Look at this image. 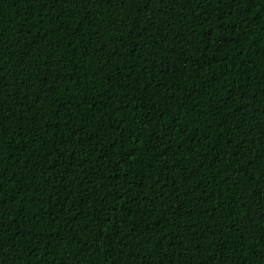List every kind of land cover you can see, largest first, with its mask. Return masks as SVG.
<instances>
[{"label": "trees", "instance_id": "1", "mask_svg": "<svg viewBox=\"0 0 264 264\" xmlns=\"http://www.w3.org/2000/svg\"><path fill=\"white\" fill-rule=\"evenodd\" d=\"M0 264H264V0H0Z\"/></svg>", "mask_w": 264, "mask_h": 264}]
</instances>
